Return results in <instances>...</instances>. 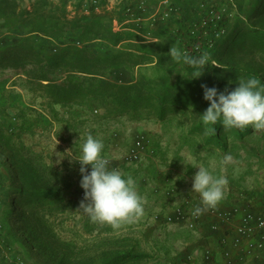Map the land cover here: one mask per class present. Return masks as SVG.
<instances>
[{"label": "rangeland", "instance_id": "rangeland-1", "mask_svg": "<svg viewBox=\"0 0 264 264\" xmlns=\"http://www.w3.org/2000/svg\"><path fill=\"white\" fill-rule=\"evenodd\" d=\"M121 1L3 3L7 17L14 10L17 14L26 9L39 17L35 23L44 17L42 23L50 32L55 26L58 29L43 33L37 41H27L24 51L19 48L21 34L31 21L25 17L23 24L5 27L0 17V51L9 44L17 48L12 55L0 53V264H101L105 251L111 257L127 255L118 264H184L180 259L199 244L201 235L182 225L165 224V216L179 206L194 209L200 204L199 194L192 192L199 167L226 178L223 199L217 204L220 208L242 203V194H251L252 199L256 193L264 194V129L225 128L216 137L214 125H205L201 117L209 106L202 85L224 91L235 88L238 79L256 77L264 83V3L256 7L257 15L245 17L252 0H225L221 10L210 17L202 12L196 27L197 34L206 36L202 25L219 13L228 18L222 32L210 42L186 36L188 42L184 43L176 37L175 26L168 23L175 11L162 17V0L147 19L155 21L160 13V24L169 27L154 36L135 30L128 25L132 22L119 20L115 10ZM53 13L62 19L51 18ZM94 16L101 22L93 26L92 36L87 25ZM237 24L239 29L230 30ZM236 32L245 36L239 45L228 47ZM30 44L36 48L25 58ZM188 45L201 46L210 57L205 70L197 69L204 70L198 78L189 76L194 69L183 62ZM171 47L180 50V61L170 56ZM38 54L58 58L53 78L71 81L73 88L67 90L78 89L77 98L60 102L55 94L57 83L30 77L48 72L40 67ZM45 63L49 64L46 59ZM216 126L224 127L221 123ZM88 134L103 141L102 154L109 158L110 167L132 176L142 198L143 214L130 223L122 222L119 228L93 223L80 210L77 196L82 176L74 157ZM143 137L148 153L128 161L131 147ZM69 151L72 155H67ZM228 153L233 160L225 166L222 160ZM29 163L43 178L35 191L64 187L57 199L33 197V202H27L19 189L25 184L23 171L28 172ZM15 200L26 209L27 217L17 219L15 213L8 222L5 210L14 208ZM156 214L159 226L148 235L149 218ZM7 228L18 230L25 247L16 241L8 248L2 242ZM37 231L44 236L36 241L30 236Z\"/></svg>", "mask_w": 264, "mask_h": 264}, {"label": "clouds", "instance_id": "clouds-1", "mask_svg": "<svg viewBox=\"0 0 264 264\" xmlns=\"http://www.w3.org/2000/svg\"><path fill=\"white\" fill-rule=\"evenodd\" d=\"M169 54L177 61L181 52L171 47ZM210 57L206 53L199 56H183V62L192 66L190 77L198 78L207 68ZM203 68V71L197 69ZM204 99L209 106L201 114L205 125L221 123L224 128L244 129L253 126L264 129V83L256 77L238 79V85L220 91L217 87L201 86ZM104 144L99 138L88 134L83 144L76 149L75 160L80 164L84 199L80 210L91 222L108 224L119 228L122 222H132L143 214L142 198L137 191L135 179L125 176L118 169L110 167V160L103 153ZM67 155H72L71 151ZM233 157L225 154L222 164L227 166ZM88 165L91 170H88ZM226 178L215 176L208 168L199 167L193 177L192 192L200 196V204L194 208L193 215L199 216L210 208H215L223 199V186Z\"/></svg>", "mask_w": 264, "mask_h": 264}, {"label": "trees", "instance_id": "trees-1", "mask_svg": "<svg viewBox=\"0 0 264 264\" xmlns=\"http://www.w3.org/2000/svg\"><path fill=\"white\" fill-rule=\"evenodd\" d=\"M6 0H1L0 4V17L4 18V22H3V26L7 27V26H12L13 23L15 24H23L24 22H26L27 20L25 19V17H28V19L31 21L29 25H25L24 27H29V29L27 31H25L24 33L21 34V38H22V43L20 41V45L19 48H21L20 50H24L26 51V42L30 41V40H38L39 36H42L43 33L46 34L47 32H50L48 27L45 26L46 24H43L42 21H45L44 17H42V21L35 23V20L39 19V17L34 18L33 15V11L30 10H26V9H22L19 10V12L16 14L15 10L13 12V15L11 17H7L6 15H9L7 13V11L3 10V3ZM138 0H123L121 1V4H119V7L117 10V14L119 17V20L124 24V21H126L129 16H128V12L127 9L129 6H134L137 3ZM264 3V0H252L250 7L247 9V11L244 13L245 17H250V16H255L259 13V10H256V7L259 5L260 2ZM160 2V0H152L150 2V7L147 10V13H145V16L148 17L149 14H151V10L152 8L156 7V4L158 5ZM225 0H170V6L172 7L173 10H171L172 12H174L171 17H170V22L169 25H173L175 26L173 29H175V35L176 37H178L182 42L186 43L188 42V40H184V38L186 36H189L192 40L194 41H199V39H201V37L204 39H207L208 42H210L212 39H214L216 37V35H219L220 32H222L223 27H225L228 24V18H226V16L224 14H219L218 16H214L212 18V20H207V22H205L202 25V28H204L205 31H203L202 33L206 36H203L202 34H197L196 31V27L199 25V15H201V13L204 15H206V17H210V15L215 12L216 13L221 10V8L225 5ZM161 6V11L163 9V6ZM264 9V7H263ZM157 10L159 11L158 7ZM182 10V12L180 11ZM160 11V12H161ZM151 12V13H150ZM206 12V13H204ZM162 14V13H161ZM161 14L159 13L158 18L155 21H152V19H147V21H144L142 24H128L131 25L135 30H138L140 32H146V33H150L153 36L157 33H163L164 31L169 27L168 24L167 25H161ZM154 17H157L156 15H153ZM205 17V18H206ZM51 18H55L56 20L60 19L61 17L56 16L54 13L52 14ZM149 18V17H148ZM62 19V18H61ZM94 20L91 21L90 24H88V28H87V33L89 35H95V31L96 29L93 28V26H95V24L99 25L101 20L99 17L94 16L93 18ZM26 20V21H25ZM206 21V20H204ZM23 22V23H22ZM42 23V24H41ZM158 25L155 28V25ZM175 24V25H174ZM241 25L237 24L234 27L230 28V30L232 29H239ZM192 28V29H191ZM211 28V30H210ZM213 28V29H212ZM57 26H55V31L50 32V33H55L57 30ZM251 29V28H250ZM125 31V30H124ZM239 31V30H238ZM122 32L115 33L114 34V38H117V36L119 37ZM259 33V32H258ZM51 36V35H49ZM242 36H245V34H243L242 32H236V34H234V36H232L229 40V43L227 44V46H237L241 43L242 41ZM52 37V36H51ZM191 40V41H192ZM262 42H264V38L262 39ZM19 43V42H18ZM264 45V44H263ZM11 46V44L8 45V48L2 49L0 51V53L3 54H9L12 55L14 52H16L17 48L16 47H9ZM30 49H27V53L25 54V58H27L28 56L32 55L31 53L34 52V47L36 48V46H34L33 44L29 45ZM219 46V44H218ZM188 47L190 48V50H188L186 53L188 56H199L203 53V48L201 46H196L191 48L190 45H188ZM207 47V46H206ZM208 48V47H207ZM206 48V49H207ZM228 49V48H227ZM40 59V67H43L45 69L48 70V72L43 71L39 74H37V76H30L31 78H34L35 80H40V81H48L49 83L53 82V83H57V86H55V94L58 98H56V100L58 101H67L69 99L72 98H77L80 95V92L78 89L75 88L72 90H67V87L69 88H73L71 87V81L69 82H65L66 79H62V80H56L54 79L53 75H52V71L54 70V68L57 66V61L58 58L57 57H53L51 56V54H49L48 56H46V54L42 55V54H38L37 55ZM45 59L47 62H49V64L47 65L45 63ZM72 73H77V72H72ZM82 73V72H80ZM65 96H71L68 99H63V97ZM75 100V99H74ZM98 101H101V99H99ZM73 104V103H72ZM217 125V124H216ZM214 125L213 128V132L214 135L216 137H218L219 132H224L226 131L224 127L222 126H216ZM218 129H220L218 131ZM240 136L242 138H244V134L241 133ZM6 142L8 140H5ZM17 167V165H16ZM25 167V166H24ZM28 172L25 173V184L21 187V189H19V191H21L23 193L24 196H27L28 198L26 199L27 202H33L34 198L36 197L41 198V197H45L47 199L49 198H54L57 199V197L60 195L61 191L63 192L64 187H60V186H56V187H52L49 189H45L42 191H35V185L39 184L37 183V181H40V179L42 180V177H39L40 174H36L39 173L37 172L36 168L34 165L32 164H28ZM20 168L17 169V171L19 172L20 175H23V173H21L19 171ZM45 183V182H44ZM48 183V181H47ZM68 187V186H66ZM31 190V191H30ZM84 191V189L82 188L81 192L78 194V198L83 200L84 196L81 195V193ZM250 198H252V196H250ZM255 203H263L264 202V194H259L256 193V197L254 198ZM257 203V204H258ZM20 203L18 200H15L13 203V207L14 208H9L7 207L5 210V218L6 221L10 222V220L12 219V215L16 213V217L17 219H23L25 217H27V212L26 209L21 208V206H19ZM12 209V210H11ZM13 209H14V213H13ZM32 230L34 231L35 228H32ZM42 236H44L43 233L37 231L36 235H31L30 237L34 240H39ZM17 241L18 244H22L23 247H25V239L22 238L21 236H19L18 234V230H14L13 228H7V230L4 233V236H2V242L8 246V248L13 247L14 243ZM41 243V242H40ZM38 244V243H37ZM24 249V248H23ZM127 257V255H121L118 256L117 254H114L112 257L110 256V254L105 251L102 254V261L101 264H118L119 262L122 261V263L124 262V259ZM90 259V258H89Z\"/></svg>", "mask_w": 264, "mask_h": 264}, {"label": "built area", "instance_id": "built-area-1", "mask_svg": "<svg viewBox=\"0 0 264 264\" xmlns=\"http://www.w3.org/2000/svg\"><path fill=\"white\" fill-rule=\"evenodd\" d=\"M152 0H138L127 9V23L142 24ZM162 17L171 12L170 0H162ZM131 147L126 156L136 160L146 153V141ZM148 153V151H147ZM109 159V158H108ZM88 170H91L88 168ZM84 196V191L81 193ZM251 194H242V203L228 208H210L199 216L188 205L179 206L165 216L166 224L182 225L201 235L197 246L185 252L184 264H264V202L255 203ZM20 264H29L20 262Z\"/></svg>", "mask_w": 264, "mask_h": 264}, {"label": "crops", "instance_id": "crops-1", "mask_svg": "<svg viewBox=\"0 0 264 264\" xmlns=\"http://www.w3.org/2000/svg\"><path fill=\"white\" fill-rule=\"evenodd\" d=\"M158 9H159V7H158ZM156 217L154 218V216H153V218L152 217H150L149 219L151 220V222H148V225H150L151 227L149 228V230H148V235L150 234V230H152L154 233H156V227H158L159 226V220H157L158 219V214H156L155 215ZM161 220V219H160ZM163 220V219H162ZM166 224V223H165Z\"/></svg>", "mask_w": 264, "mask_h": 264}]
</instances>
